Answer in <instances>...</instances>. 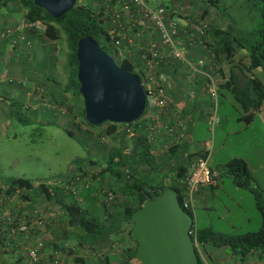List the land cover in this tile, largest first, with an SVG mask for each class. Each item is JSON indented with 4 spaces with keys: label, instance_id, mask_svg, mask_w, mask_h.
<instances>
[{
    "label": "trees",
    "instance_id": "16d2710c",
    "mask_svg": "<svg viewBox=\"0 0 264 264\" xmlns=\"http://www.w3.org/2000/svg\"><path fill=\"white\" fill-rule=\"evenodd\" d=\"M252 1L260 13L262 25L248 33L237 30L224 11L221 0H178L170 9V15L174 19H179L177 22L180 25L185 22L187 28L191 23L197 27L194 29V39L196 41L200 39L204 47L199 48L197 44L187 45L186 55L191 59L196 58L198 54L209 56L212 59L210 64H218L219 68L214 71L218 85V99L223 94L232 98L240 111L245 113L238 120L244 119L246 123L252 121L254 112L264 108V81L253 73L257 69L264 73V0ZM1 10H5L6 16L16 11L22 13V20L18 24L29 26L25 28L29 43L32 42L30 35L35 32L52 42L54 52L57 43L62 41L65 43L67 81L61 85L55 76L48 74L52 87L49 91L50 101H47L63 107L66 93L70 92L74 99L81 97L76 78L77 42L81 38L91 37L99 44V28L91 12L82 5V0H76L74 7L59 18L51 17L44 9L34 5L32 0H0ZM4 13L0 12L2 28L18 26L7 23L8 19L3 16ZM202 20L205 21V27L204 33L200 35ZM219 20L223 24L225 22V25H218ZM2 45L6 44L0 43V46ZM102 49L107 52L106 48L102 47ZM52 58L54 62L56 57L53 55ZM118 66L133 73L135 63L125 60L118 63ZM174 73L177 74L175 70L169 68H161L157 73L163 83L162 87L166 84L171 86L167 90L168 97L176 80L172 75ZM203 80L197 78L192 90L201 88L205 93ZM2 96L6 99L5 95L0 94V97ZM77 107L76 116L80 122L83 121L84 125L97 128L99 134L108 136L111 142L110 148L107 149L106 146L97 143L96 138H92L89 145L90 155L76 160L71 172L65 175L81 172L80 179L89 183V187L82 190L84 203H78L71 195L64 196L57 187L34 186L35 183L28 178H0L1 197L9 199L19 191L20 198L28 201L30 205L28 208L40 203L50 205L57 213L58 211L61 213L59 215L62 216L66 228V231L52 234L48 239L42 235L45 244L39 252L43 251L45 255L40 263H36L28 260V257H23L20 246L11 239L14 225L0 222V264H52L54 251L64 250H67L64 253L66 254L64 261L67 262L71 255H75L74 259L72 258L74 264H141L136 259V242L130 234L132 214L146 200L152 199L166 187L176 191L181 204L183 185L180 179L186 175L189 164L202 153L201 149L191 151L187 128L183 141L163 153L154 154L151 152V147L139 136L127 138L124 133L115 132L119 126H129L133 123L105 122L99 126H91L84 118L83 105ZM67 114L72 120V112ZM105 126L107 128H104ZM65 131L71 136L74 135L72 129L66 128ZM224 166V172L232 179L235 186L253 192L256 207L261 215V227L256 232L232 235L217 232L211 226L196 225V239L203 245L228 249L231 254L239 255L242 262L248 256L255 254L263 258L264 198L251 187L247 163L243 158L234 157ZM210 173L217 180L215 171L211 168ZM104 188L117 195L116 204L110 208L104 205L102 199ZM186 212L191 214V211ZM15 238L21 237L16 234ZM196 253L198 264H206L198 252ZM87 257H90L91 262L85 261Z\"/></svg>",
    "mask_w": 264,
    "mask_h": 264
},
{
    "label": "rangeland",
    "instance_id": "374dc122",
    "mask_svg": "<svg viewBox=\"0 0 264 264\" xmlns=\"http://www.w3.org/2000/svg\"><path fill=\"white\" fill-rule=\"evenodd\" d=\"M177 1L147 0V3L152 7L162 5L170 10ZM221 5L231 22L241 32L248 33L262 25L260 13L252 0H221ZM0 12L4 13L5 10ZM18 14V18H21L22 15ZM3 16H6V13ZM29 41L28 38L27 42ZM29 44L32 50L33 42ZM9 49L13 55L17 52L14 60L20 63L21 53L29 48L10 47ZM66 50L63 41L56 44L54 53L60 60L57 63V74L52 75L61 85L66 83L68 77L65 68ZM39 62L43 63L42 60ZM30 63L35 66L38 61L33 60ZM41 72L46 79L47 69H42ZM253 73L264 81V73L260 69ZM6 80L10 84L14 82L10 78ZM20 84L28 86L24 81H21L19 86ZM26 87H22V90L27 89ZM46 89L50 91V85L43 88L34 86L31 91L35 97L41 99L42 93L48 92ZM203 95L207 100L205 114L210 109V103L204 92ZM21 97V94L17 97H7L5 110L2 107L0 111V178L23 177L36 183L65 176L71 172L76 160L90 155V140L96 138L98 133L97 128L84 125L83 121L80 122L76 116L77 106L83 105L82 98L78 96L74 99L70 92L66 93L65 105L61 107L62 113L54 112L49 105L48 108L45 107L47 112L43 115L45 108L37 112L32 111L26 108L27 102ZM9 110H13L14 113H10ZM67 112H72V120ZM244 114L232 98L223 94L218 99L219 121L214 125L213 130L209 131L206 117L197 120L193 125L190 138L191 151L199 150L205 142H209L212 145L209 167L215 171L217 177L216 185L203 192L202 199L195 205L194 218L199 227L211 226L217 232L232 235L256 232L261 227V215L256 207L253 192L235 186L232 179L224 172L227 161L234 157L243 158L247 163L251 187L264 198V108L254 112L250 123H246L244 119L238 120ZM66 128L72 129L74 135H69L65 131ZM25 201L20 197H14L11 201H7L6 206L16 213L19 209L18 205L21 204L24 212H32L36 206L32 205V208H28L30 205H27ZM59 214L61 213H55L51 217L44 216L46 218L44 227L50 238L54 234L51 231V225L54 226L56 233L66 231L62 216ZM205 253L207 252L202 250L204 260H206ZM74 256L71 255L67 262L74 264L72 262ZM257 256V254L248 256L244 264H264V257L263 262H253L258 258Z\"/></svg>",
    "mask_w": 264,
    "mask_h": 264
},
{
    "label": "built area",
    "instance_id": "2783aa9c",
    "mask_svg": "<svg viewBox=\"0 0 264 264\" xmlns=\"http://www.w3.org/2000/svg\"><path fill=\"white\" fill-rule=\"evenodd\" d=\"M82 5L91 12L99 28V46L106 48L107 53L117 64L125 60L135 63L133 74L138 77L145 94V109L142 115L132 125L119 126L115 131L117 134L124 133L127 138L139 136L151 147L154 154L163 153L184 140L186 121L177 116L176 107L167 96V90L171 86L166 84L162 87L163 83L157 75L161 68L173 69L178 76L181 75L180 80L190 87V90L185 89L186 94H192V84L197 78L204 79L205 94L210 103V109L205 113V117L209 131L213 130L219 121L218 85L214 76V71L219 67L216 63L210 64L212 59L209 56L198 54L196 58L191 59L186 55L187 45L197 44L199 48L204 47L200 39L199 41L194 39V29L197 27L193 23L189 28L185 22L180 25L170 15V10L164 6L152 7L147 0H82ZM200 24L202 35L205 21L202 20ZM27 27L29 26L23 23L15 27L0 26V43H5L13 49L30 48L26 41ZM207 51L209 53V50ZM42 105L47 108L51 105L53 110L62 113L60 106L47 100L43 101ZM98 134L99 131L97 143L106 146L107 149L110 148V138ZM211 148L212 145L205 142L200 156L189 164L186 175L180 179L183 185L181 207L185 211H191L193 223L189 233L201 258L204 246L196 239L194 211L199 190L216 185L209 168ZM80 173L76 172V175L70 173L53 180L36 182L34 186L57 187L64 196L71 195L75 201L83 204L82 190L88 188L89 183L80 179ZM116 196L114 192L104 188L102 196L104 205L110 208L116 204ZM14 197H20V192L16 191L9 199L0 196V222L14 225L11 239L20 246L23 257L40 263L45 253L43 251L40 253L39 250L45 244L43 237L47 232L44 227L46 221L44 216L51 217L55 215L56 210L50 205L40 203L35 205L36 208L32 212L13 213L6 203ZM25 202L28 205V201ZM20 206L22 208L23 205L19 204L18 208ZM16 234L21 238L16 239ZM66 251H54L52 264H70L64 261Z\"/></svg>",
    "mask_w": 264,
    "mask_h": 264
},
{
    "label": "water",
    "instance_id": "95a60500",
    "mask_svg": "<svg viewBox=\"0 0 264 264\" xmlns=\"http://www.w3.org/2000/svg\"><path fill=\"white\" fill-rule=\"evenodd\" d=\"M51 17L71 10L76 0H32ZM78 92L84 118L91 126L105 122L131 124L145 109V94L136 75L118 66L91 37L76 45ZM131 238L141 264H198L190 236L192 216L182 207L176 191L166 187L146 200L131 217Z\"/></svg>",
    "mask_w": 264,
    "mask_h": 264
},
{
    "label": "crops",
    "instance_id": "0c3cea01",
    "mask_svg": "<svg viewBox=\"0 0 264 264\" xmlns=\"http://www.w3.org/2000/svg\"><path fill=\"white\" fill-rule=\"evenodd\" d=\"M17 13L22 15V13L19 11L11 12L8 14L9 16H6L8 19L6 22L12 25L21 22L22 16L21 18H18L19 16H17ZM222 24L223 22L219 20L218 25L221 26ZM30 38L34 46L32 50H27L26 52L21 53L22 59L21 61H19L20 63H17L14 60V56H16L17 52L14 53L13 55L11 53V50L8 48V46L6 45L0 46V94L5 95L6 98L7 97L11 98L12 96L17 97L21 94L22 95L21 98H23L27 102L26 108L37 112L41 108L42 109L45 108L42 105V102L44 100L50 99L49 98L50 92L48 91V89H46L48 92H46V94L42 93L43 95H41V99H40L33 95L31 89L34 86H38V87L40 86L43 88L46 85H50V87H52L51 85L52 83L49 81L48 76L46 79H44L43 73L41 71L42 69L44 70L47 69L48 74H55L56 72H58L56 71V69L58 68L57 63L58 60L60 59L59 56L56 57L54 54L52 42L47 41L45 37H43L40 34L32 33L30 35ZM53 55L56 57L54 62L52 58ZM33 60L35 61L37 60L38 64L32 66L30 62ZM40 60H42L43 63H40L39 62ZM172 75H174V79L176 80H174L172 86L173 90H171L169 93V100L172 104L175 105L177 116H179L181 119L186 121L187 133L188 136L191 138L194 123H196L197 120H201L202 118L205 117L204 111L206 109L207 100L203 95V91L201 88L195 89L192 92V94H186L185 89L190 90V87L180 80L181 75L178 76L175 73ZM6 78L13 79L15 83L13 82L14 84L13 83L10 84V82H7ZM21 81H24L28 86L26 87L25 85L23 86L21 84L19 86V83ZM22 87H26L27 89L24 88L25 90H22ZM43 97L44 100L42 99ZM6 100L7 99L3 98V96L0 97V111L2 107H3L2 109L5 110ZM9 112L14 113L13 110H9ZM46 112L47 109L46 111L43 112V115ZM207 189L208 187L201 188L199 190L196 198V204L197 201L202 199V194ZM17 212L19 214H22L24 210H22L20 206ZM51 226H52L51 231L54 232V234H56V232L53 229L54 226L53 225ZM45 237L48 239V233L45 235ZM203 246H204V250L207 252L205 253L206 260H204L206 264H244V262L240 261L239 255L231 254V252L228 249L217 248V247L210 248L209 245H203ZM206 246L208 248H206ZM88 258H86L85 261L91 262L90 258L89 259ZM255 261L263 262L262 258L259 257L254 259L253 262Z\"/></svg>",
    "mask_w": 264,
    "mask_h": 264
}]
</instances>
